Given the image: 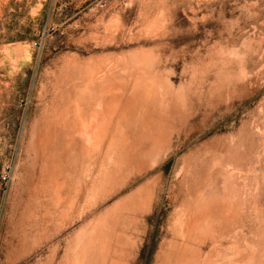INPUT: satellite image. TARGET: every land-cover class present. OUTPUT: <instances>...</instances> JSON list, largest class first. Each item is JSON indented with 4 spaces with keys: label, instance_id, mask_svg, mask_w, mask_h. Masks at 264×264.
Wrapping results in <instances>:
<instances>
[{
    "label": "rangeland",
    "instance_id": "rangeland-1",
    "mask_svg": "<svg viewBox=\"0 0 264 264\" xmlns=\"http://www.w3.org/2000/svg\"><path fill=\"white\" fill-rule=\"evenodd\" d=\"M81 258L264 264V0H0V264Z\"/></svg>",
    "mask_w": 264,
    "mask_h": 264
},
{
    "label": "bare ground",
    "instance_id": "bare-ground-1",
    "mask_svg": "<svg viewBox=\"0 0 264 264\" xmlns=\"http://www.w3.org/2000/svg\"><path fill=\"white\" fill-rule=\"evenodd\" d=\"M135 62V61H134ZM140 63V62H139ZM136 64V63H135ZM146 64V63H145ZM111 68V67H110ZM105 71H106V69H105ZM135 72H136V70H135ZM143 72V71H142ZM108 73V72H107ZM111 73H112V71H111ZM109 74V75H112V74H114V73H112V74ZM138 73V72H137ZM104 74V73H103ZM87 75H88V73H87ZM108 74L106 75L107 77H111V76H109ZM134 75V74H133ZM137 75V74H136ZM103 76V75H102ZM104 76H105V74H104ZM103 76V77H104ZM143 76V75H142ZM91 77H93V76H91ZM107 77H105V78H103V80H105V82H106V78ZM97 78H99V77H97ZM96 78V79H97ZM114 78V77H113ZM89 79H91V78H89ZM93 79H95V78H93ZM109 79V78H108ZM100 80V79H99ZM101 80H102V78H101ZM102 80V81H103ZM97 81V80H96ZM108 81V80H107ZM140 81V80H139ZM86 82V81H85ZM89 82H93L92 80L91 81H89ZM111 82V81H110ZM91 84V83H90ZM104 84H106V83H104ZM110 84V83H109ZM119 84V83H118ZM138 84V83H137ZM141 84V83H140ZM145 84V83H144ZM151 84V83H150ZM156 84V83H155ZM114 85V83L112 84V86ZM119 85H121V84H119ZM147 85V84H146ZM103 86V83H102V85L100 86V87H102ZM107 86V89H105V86H104V89L105 90H108V88L109 87H111V85L109 86V85H106ZM114 86H116V85H114ZM127 86V85H126ZM137 86V85H136ZM135 86V87H136ZM150 86H152V85H150ZM117 87V86H116ZM122 87V86H121ZM134 87V88H135ZM138 88V87H137ZM155 88H156V86H155ZM98 89V88H97ZM102 89V91H103V87L101 88ZM100 89V90H101ZM114 89H115V87H114ZM118 89V88H117ZM117 89H115V90H117ZM152 89V88H151ZM84 91V90H83ZM86 91V90H85ZM111 91L113 92L114 90H113V88L111 89ZM119 91V90H118ZM117 91V92H118ZM123 91V90H122ZM133 91V90H132ZM137 91V90H136ZM153 91V90H152ZM110 91L108 90V93H109ZM115 92V91H114ZM113 92V96L114 95H116L117 93L115 92L114 93ZM120 92V91H119ZM151 92V91H150ZM154 92H156V90L154 91ZM107 92L104 94H100L101 95V103H99L100 105H96L97 107L96 108H94V114L93 115H91L90 114V117L89 118H91L89 121H88V123L86 122H83V120L82 121H80V123L78 124L77 122H76V125H77V131L75 130V132H74V134H72L73 132H71V135L70 136H73V138H76V139H79L80 140V142L81 143H83L84 145H85V147L87 148V149H89V150H95V148H98V147H100V145H101V143L103 142V140L107 137V128H108V126L110 125V123H112L111 121L113 120V116H115V114H116V112H117V110H118V108H119V99H116L115 97H113V96H111V94L109 93L108 94ZM160 93V92H159ZM134 94V93H133ZM136 95H138L137 93H135ZM155 94V93H154ZM120 95V94H119ZM143 95V94H142ZM152 95V94H151ZM156 95H157V92H156ZM90 96V95H89ZM117 96V95H116ZM132 96V95H131ZM158 96V95H157ZM99 97V96H98ZM119 97V96H118ZM122 97V96H121ZM120 97V98H121ZM135 97V96H134ZM139 97V96H138ZM144 97V96H143ZM142 97V98H143ZM146 97V96H145ZM94 99H95V97H94ZM99 100H100V98H99ZM143 100V99H142ZM131 101V100H130ZM129 101V102H130ZM132 102V101H131ZM140 102H142V101H140ZM143 103H145L144 102V100H143V102L141 103V104H143ZM92 104V103H91ZM94 104V103H93ZM130 104H132V103H130ZM135 104V103H134ZM138 104V103H137ZM148 104V103H147ZM126 105V104H125ZM128 105H129V103H128ZM149 105V104H148ZM127 106V105H126ZM144 106V105H143ZM123 107V106H122ZM129 107H131L130 105H129ZM133 107V106H132ZM140 107V106H139ZM138 107V108H139ZM65 109V108H64ZM68 109H69V107H68ZM80 109V108H79ZM124 110V109H123ZM137 110V109H136ZM73 112V111H72ZM75 112V111H74ZM124 112H126V111H124ZM129 112H131V111H128V113ZM121 114V113H120ZM119 114V115H120ZM122 114H124V113H122ZM79 115V114H78ZM125 115H127V114H125ZM80 116V115H79ZM78 116V117H79ZM121 117H122V115H120ZM60 117H62V116H60ZM76 117V116H75ZM86 117V116H85ZM120 118V117H119ZM62 119V118H61ZM73 119V118H72ZM80 119V118H79ZM86 120V119H85ZM75 125V124H74ZM76 125H75V127H76ZM55 131V130H54ZM73 131V130H72ZM109 133V132H108ZM72 139V138H71ZM107 139V138H106ZM110 139V138H109ZM113 139V138H112ZM114 140V139H113ZM117 141V140H116ZM109 142V141H108ZM104 143H105V141H104ZM113 144V143H112ZM109 146V145H108ZM84 148V147H83ZM86 149V150H87ZM88 151V150H87ZM89 152V151H88ZM92 153V152H91ZM86 154H89V153H86ZM59 185V184H58ZM53 187V186H52ZM55 187H56V185H55ZM59 188V187H58ZM62 189V188H61ZM58 190H60V189H58ZM57 193V192H56ZM61 194V193H60ZM54 195V194H53ZM59 197H61L59 194H57ZM56 196V195H55ZM57 198V197H56ZM63 198V197H62ZM60 200V199H59ZM62 201V200H61ZM57 205V204H56ZM232 209V208H231ZM225 214V213H224ZM227 214V213H226ZM225 214V215H226ZM229 216L231 215V212H230V214H228ZM202 217H204V215L202 216ZM213 218V217H212ZM230 219H233V218H230ZM208 220V219H207ZM218 220V219H217ZM229 222V221H228ZM194 224V223H193ZM197 225V224H196ZM195 232V231H194ZM91 239V238H90ZM92 246V245H91ZM90 246V247H91ZM89 252V251H88ZM88 252H87V254H88ZM85 254H86V251H85ZM90 256V255H89ZM82 257V256H81ZM84 257V256H83ZM87 257H88V255H86V260H87ZM93 258V257H92ZM100 258V257H99ZM82 259L83 258H81V260L80 261H75V263H73V264H82V263H84L85 264V262H84V260L82 261ZM85 259V258H84ZM91 259V258H90ZM101 260H102V263H106V261L104 260V258L102 259V256H101ZM100 260V261H101ZM81 261H82V263H81ZM103 261H105V262H103ZM88 262H91V261H89V258H88ZM95 263H96V261H94ZM87 263V262H86ZM94 263V264H95ZM118 263V262H117ZM89 264V263H88ZM91 264H92V262H91ZM96 264H98V263H96ZM100 264H101V262H100ZM116 264V263H115Z\"/></svg>",
    "mask_w": 264,
    "mask_h": 264
}]
</instances>
